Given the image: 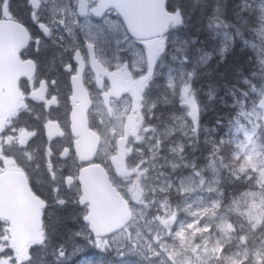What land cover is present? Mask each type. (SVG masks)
Wrapping results in <instances>:
<instances>
[{"label":"clouds","instance_id":"9594fccd","mask_svg":"<svg viewBox=\"0 0 264 264\" xmlns=\"http://www.w3.org/2000/svg\"><path fill=\"white\" fill-rule=\"evenodd\" d=\"M228 4L211 0L206 27L216 48L198 49L191 69L180 66L166 77V86L177 90L179 113L157 115V102L145 95L127 102L141 105L135 128L127 129L115 102L109 112L100 98L98 134L102 144L112 141L103 158L122 144L125 169L112 177L124 193V211L110 225L100 250L121 264H264V0H231V19ZM208 5L209 0H195L192 10ZM62 11L72 17L78 6L67 4ZM172 15L184 24L181 7ZM234 52L243 55L244 63L227 89L231 101L221 99L228 112L201 142L203 108L193 83L197 68L214 56L223 62ZM79 55V49L72 50L73 60ZM181 59L188 63L186 55ZM66 70L71 72L70 62ZM116 137H122L120 144ZM50 157L46 147L43 169L36 166L37 183L45 182V174L53 178ZM82 220L90 227L86 212Z\"/></svg>","mask_w":264,"mask_h":264},{"label":"flooded vegetation","instance_id":"af4514ba","mask_svg":"<svg viewBox=\"0 0 264 264\" xmlns=\"http://www.w3.org/2000/svg\"><path fill=\"white\" fill-rule=\"evenodd\" d=\"M96 2L0 0V20L10 25L17 52L14 62L8 63V68L17 76L15 96L9 93L13 90L11 87L3 85L4 96L0 101V175L8 170L25 173L29 191L41 201L39 232L43 229L42 222L53 216L55 208L69 205L72 195L79 192L77 174L84 162L76 155L74 143L77 136L70 126L74 81L77 82L81 76L90 95L89 127L98 133L101 97L109 112L115 102V106L121 109L125 127L134 129L141 105L133 103L129 107L127 102L140 101L145 95L158 101L154 92L157 84L159 81L163 83L167 75L175 71L171 67L175 61L169 59L168 52V45L172 43L169 38L172 35L176 38L175 23H170L168 30L158 35L159 49L150 62L147 45L156 39L155 36L136 38L131 35L113 7L100 16L94 15L91 10ZM67 4L78 6V12L72 17L67 11H62ZM62 22H67V26H62ZM45 28L50 29V35H45ZM7 42L6 37H0V43ZM161 48L165 49L163 54ZM75 49H79L80 55L73 60L72 50ZM69 62L71 72L66 70ZM119 139L122 137H116V144ZM111 143H100L95 158L105 166L110 178L122 168L125 171L124 159L121 167L115 163L116 151L108 160L103 158V146ZM4 145L15 153V156H6L10 166L3 164L1 149ZM46 147L51 150L53 178L48 179L45 174V182L37 183L36 166L43 169ZM81 206L84 212L85 207ZM1 220L11 227L6 219ZM102 238L108 239L98 237Z\"/></svg>","mask_w":264,"mask_h":264},{"label":"water","instance_id":"95a60500","mask_svg":"<svg viewBox=\"0 0 264 264\" xmlns=\"http://www.w3.org/2000/svg\"><path fill=\"white\" fill-rule=\"evenodd\" d=\"M166 3L167 0H97L91 11L100 16L106 9L113 7L122 17L131 35L136 38L155 36L156 39L147 45L151 62L159 49L158 35L165 33L171 22L177 21L172 15L174 11L168 10ZM5 22L0 20V37L8 39L7 43H0V101L4 96L3 85L11 87L13 90L9 93L15 96L17 78L14 71L8 68V63L14 62L13 58L17 52L13 36L10 34L12 29ZM91 62L94 61L91 59ZM71 97L74 104L70 112V126L77 136L74 149L79 160L84 162L77 174V201L85 206L90 225L87 228L91 235L107 236L110 225L124 211L125 198L112 182L107 169L95 160L101 138L89 127L88 111L91 99L81 76L77 82L74 81ZM121 140L119 139L117 144H120ZM122 149L120 144L115 155V163L120 167L124 159ZM23 198H26V201ZM0 216L10 223L14 243L27 244L38 237L41 229V201L29 191L23 172L8 170L0 175Z\"/></svg>","mask_w":264,"mask_h":264},{"label":"trees","instance_id":"16d2710c","mask_svg":"<svg viewBox=\"0 0 264 264\" xmlns=\"http://www.w3.org/2000/svg\"><path fill=\"white\" fill-rule=\"evenodd\" d=\"M195 0H167V8L171 11L179 6L184 12V24L178 23L174 26V36L169 40L172 42L168 46L169 59L175 61L171 67L176 70L180 66L191 69L197 60L199 50H214L217 41L212 38V32L206 27V21L211 13V0L207 8L197 6L192 10ZM232 17V4L229 0L228 18ZM195 37V43L192 38ZM239 42H237V47ZM182 55L188 57L185 64ZM172 62V61H171ZM244 63V57L239 52H234L227 59L220 62L219 56H214L206 66L198 67L194 87L197 89L199 102L203 108L200 116L199 138L203 142L209 135H212V126L217 125V121H222L228 112L226 106H222L221 99L231 101V97L226 95L227 89L236 83V69ZM175 87L169 88L159 81L157 84L156 97L158 98L155 112L157 115L165 117L171 113H179V103L176 96ZM153 93V92H152ZM215 94V99L209 97ZM149 123H156L150 120ZM218 127V125H217ZM222 132L223 129L221 128ZM1 153L6 156L14 155V151L4 145ZM262 179H264L262 177ZM77 195V194H76ZM76 195H72L68 201L69 205L55 208L51 218L43 221L42 237L43 243L36 242L29 247L28 258L20 260L17 264H78V257H86L82 264H108L109 259H113L115 264L120 261L115 260L111 252L107 254L101 252L100 246L88 244L91 237L83 221V209L77 203ZM75 200V201H74ZM6 222L0 219V244L2 237L7 236V231L3 228ZM94 239V238H93ZM40 240V241H41ZM9 247L0 252V257L9 254ZM131 260V257H126Z\"/></svg>","mask_w":264,"mask_h":264},{"label":"rangeland","instance_id":"374dc122","mask_svg":"<svg viewBox=\"0 0 264 264\" xmlns=\"http://www.w3.org/2000/svg\"><path fill=\"white\" fill-rule=\"evenodd\" d=\"M6 140H9V137H7ZM105 148H106V146L104 145L102 152H104ZM3 160H5L4 164H6V166L11 165L10 163H7V160H9L7 157H4ZM121 170L122 171H120V172L123 173L124 172L123 168ZM262 177L264 178V176H262ZM111 180L113 182L112 178H111ZM114 184L118 187V185L116 183H114ZM78 195H79V192H78ZM5 225L6 226H4L3 228L7 231V236H5L4 238L2 237V243L0 244V252L5 251L7 249V247H9L10 253L5 255V256L0 257V264H9V262H11V264H17V262L18 261L20 262V260H26V258H28V256H29L28 255V252H29L28 245H21V244H16V243L12 242L11 237H12L13 231H12L11 227L7 224V222ZM88 235L91 237L89 240H87L88 244L100 246L102 243L107 242L103 238L98 239V238L92 237L90 233ZM41 237H42V234H39L37 241H40ZM76 261H79L78 264H82V262H83L81 256L78 257V259ZM118 264H121V262H119Z\"/></svg>","mask_w":264,"mask_h":264},{"label":"bare ground","instance_id":"6f19581e","mask_svg":"<svg viewBox=\"0 0 264 264\" xmlns=\"http://www.w3.org/2000/svg\"><path fill=\"white\" fill-rule=\"evenodd\" d=\"M24 201H26V198H23Z\"/></svg>","mask_w":264,"mask_h":264}]
</instances>
